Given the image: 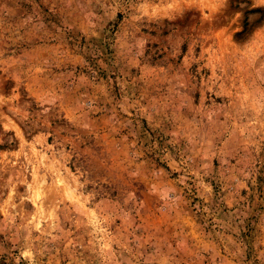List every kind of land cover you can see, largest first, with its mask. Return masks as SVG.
Segmentation results:
<instances>
[{
  "label": "rangeland",
  "instance_id": "obj_1",
  "mask_svg": "<svg viewBox=\"0 0 264 264\" xmlns=\"http://www.w3.org/2000/svg\"><path fill=\"white\" fill-rule=\"evenodd\" d=\"M0 264H264V0H0Z\"/></svg>",
  "mask_w": 264,
  "mask_h": 264
}]
</instances>
